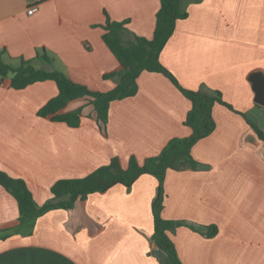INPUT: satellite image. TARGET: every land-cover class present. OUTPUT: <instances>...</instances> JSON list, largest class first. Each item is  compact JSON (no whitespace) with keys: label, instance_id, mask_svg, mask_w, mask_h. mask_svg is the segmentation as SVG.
<instances>
[{"label":"crops","instance_id":"0c3cea01","mask_svg":"<svg viewBox=\"0 0 264 264\" xmlns=\"http://www.w3.org/2000/svg\"><path fill=\"white\" fill-rule=\"evenodd\" d=\"M180 7L187 17L176 22L160 63L182 88L219 92L231 109L213 106L215 129L191 150L198 170L167 171L162 217L183 223L169 233L182 264H264V144L245 117L256 105L251 77H264V0H181ZM158 9L159 0H0V58L13 68L32 60L107 92L117 79L103 76L121 67L102 40L106 16L128 22L124 42L150 40ZM56 95L52 81L22 90L0 83V170L23 180L38 206L59 180L83 178L114 158L122 168L131 156L141 163L191 135L183 125L190 101L159 73L142 72L137 93L110 104L105 130L89 98L62 111L81 109L78 127L38 116ZM157 185L144 174L130 188L90 194L23 227L0 186V264H161L153 254ZM211 226L216 233L207 237Z\"/></svg>","mask_w":264,"mask_h":264},{"label":"trees","instance_id":"16d2710c","mask_svg":"<svg viewBox=\"0 0 264 264\" xmlns=\"http://www.w3.org/2000/svg\"><path fill=\"white\" fill-rule=\"evenodd\" d=\"M180 1L159 0L153 36L150 40L133 36L132 40L124 42L122 35L128 32L126 28L128 22L113 21L106 16L102 26L104 31L102 40L121 67L120 72L103 76L104 79H117L116 85L107 92L90 91L87 87L72 82L60 71L35 67L32 60L21 59L19 67L13 68L0 58V83L7 79L9 87L14 90H22L35 83L54 82L57 95L48 101L37 115L49 117L53 122L64 123L72 128L80 125L83 115L81 109L63 113L69 102L81 98L91 99L96 121L99 127L105 130L110 104L133 97L137 93V79L142 72L162 74L191 103V108L183 121V125L191 130L189 137L170 139L158 155L141 163L131 156L126 168H122L118 158H114L109 165L100 167L83 178L59 180L50 188L51 200L42 206L35 203L23 180L11 178L0 170V186L16 201L20 227L31 224L51 210L70 208L77 199H84L90 194L105 193L116 185L130 188L140 176L148 174L153 176L158 184L156 197L151 205L154 244L164 253V264H182L169 233L183 226V223L162 217L166 198L163 188L165 176L168 170H198L201 167L191 156L192 147L214 131L215 123L211 114L213 106L218 103L229 109L231 107L222 101L219 92L207 94L182 88L175 77L160 63V54L172 36L176 22L187 17V13L180 7ZM40 58L44 63H52V60L45 56ZM247 123L254 128L258 139L264 144V131L248 120ZM207 229L205 234L207 237L215 235L214 226Z\"/></svg>","mask_w":264,"mask_h":264},{"label":"water","instance_id":"95a60500","mask_svg":"<svg viewBox=\"0 0 264 264\" xmlns=\"http://www.w3.org/2000/svg\"><path fill=\"white\" fill-rule=\"evenodd\" d=\"M253 84V91L255 93V107L245 113V117L253 124L257 125L259 129H264V77L260 74H253L251 77ZM153 254L157 256L161 264H164L165 255L160 249H155Z\"/></svg>","mask_w":264,"mask_h":264},{"label":"built area","instance_id":"2783aa9c","mask_svg":"<svg viewBox=\"0 0 264 264\" xmlns=\"http://www.w3.org/2000/svg\"><path fill=\"white\" fill-rule=\"evenodd\" d=\"M36 11H37V6L34 4V5H30V6L27 8L26 13H27L28 15H32V14H34Z\"/></svg>","mask_w":264,"mask_h":264},{"label":"rangeland","instance_id":"374dc122","mask_svg":"<svg viewBox=\"0 0 264 264\" xmlns=\"http://www.w3.org/2000/svg\"><path fill=\"white\" fill-rule=\"evenodd\" d=\"M16 66H19V65H16ZM37 68H39V67H37Z\"/></svg>","mask_w":264,"mask_h":264}]
</instances>
